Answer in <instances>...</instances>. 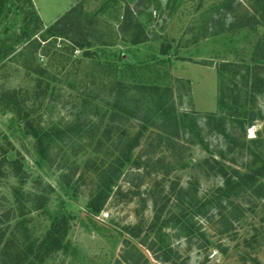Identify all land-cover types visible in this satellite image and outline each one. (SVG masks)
Returning <instances> with one entry per match:
<instances>
[{"label": "rangeland", "instance_id": "1", "mask_svg": "<svg viewBox=\"0 0 264 264\" xmlns=\"http://www.w3.org/2000/svg\"><path fill=\"white\" fill-rule=\"evenodd\" d=\"M66 1L0 0V137L12 145L7 157L19 154L23 159L28 175L24 188L30 189L34 179L49 186L47 204L18 218L17 239L40 238L48 228L49 218L62 209L68 215L66 247L50 264H125L120 257L124 242L135 244L141 251L143 257L138 264H170L138 243L144 234L151 236L153 210L147 192L154 181H162L166 189L171 183L189 192L194 187L196 197L203 199L222 185L210 158L222 163L227 171L235 168L240 172L255 168L264 160V85L254 101L245 103L247 112L252 110L255 114L251 125L246 126L248 119L244 116L248 114L236 112L230 116L224 110L225 126L218 131L209 117L218 112L216 66L222 61L249 62L254 43L264 34V6L259 5L264 0H76L71 6L81 5L89 15L99 12L100 18L111 24L120 19L123 6L128 4L145 27L148 39L129 44L115 38L110 45L85 50L68 49V44L60 39L41 41L33 54L34 65L49 70L56 79L50 81L42 99L35 100L37 76L23 67L25 54L19 52L71 7L65 6ZM54 15L59 16L50 21ZM210 17L215 26L207 32H217L213 35L205 31V21ZM245 18L260 24L252 23L253 28L235 27ZM204 33L208 35L203 36ZM92 61L100 64L96 66ZM92 70L100 75H122L125 81L169 85L177 112L195 120L193 130L186 129V135L181 134L182 152L176 161L168 158L170 166L141 165L140 171L149 175L142 177L138 188L119 177L122 194L112 193L97 214L85 208L88 186L78 180V174L71 175L69 170L59 168L56 160L46 161L37 155L33 137L19 123L16 107L4 95H15L19 108L29 110L43 126L63 124L72 118L76 96L68 82H75ZM261 77L264 80V73ZM176 78L189 82V94L174 81ZM41 81L43 88L45 81ZM222 131L231 136L224 137ZM72 142L79 144L77 139ZM60 148L53 154L69 156L75 150L79 160L85 156L82 149L73 148L70 143ZM76 165L80 166L79 161ZM129 170L134 169L126 166L124 173ZM164 172L168 176L162 177ZM136 182L134 179L132 184ZM14 183L0 179V193L7 199H11L10 185ZM234 204L232 211L231 205L222 202V213L213 209L207 217H195L201 234L195 232L184 238L175 229H166L170 246L177 250L176 264H264V189L259 195L242 193Z\"/></svg>", "mask_w": 264, "mask_h": 264}, {"label": "trees", "instance_id": "2", "mask_svg": "<svg viewBox=\"0 0 264 264\" xmlns=\"http://www.w3.org/2000/svg\"><path fill=\"white\" fill-rule=\"evenodd\" d=\"M259 5L264 6L262 3ZM261 13V24L264 25V10ZM119 17L120 19L111 24L102 20L99 12L89 15L83 11V6L76 4L45 28L39 36L27 42L19 55L25 54L22 59L23 67L37 76V88L33 98L42 99L49 89L50 81L56 79L49 70L34 65L33 54L39 49L41 41L47 43L60 39L68 44V49L85 50L96 45H110L115 38L129 44L148 39L145 27L134 16L128 4L123 6ZM205 23V31L208 33V28L215 26V20L210 17ZM252 23L260 24L257 20ZM252 23L245 18L239 20L235 27L253 28ZM230 28H233V25ZM206 33L203 36L217 32ZM92 63L96 66L100 64L98 61ZM216 73L218 112L209 115L213 118L212 126L218 131L225 126V118L222 115L224 110H227L228 113H225L230 116L236 112L238 115L248 114L244 116L248 119L246 126L251 125L255 114L252 110L247 112L245 103L254 101L255 94L260 92L264 85L261 77L264 73V34L254 43L248 63L222 61L217 64ZM41 80L45 81L43 88ZM174 81L182 84L189 94L187 80L183 83L181 79L176 78ZM68 85L70 89L75 90L76 96L71 95L75 98L71 107L72 118L63 124L48 123L43 126L40 119L34 118L29 110L19 108L20 103L15 100V95H4L5 98H10L13 107H16L19 123L33 137L37 155L46 161L56 160L59 168L69 170L71 175L78 174V180L88 186L85 208L91 214L99 213L112 193L122 194L117 183L119 177L123 176L127 183L138 188L146 174L145 171H140L141 165L159 166L167 163L170 166L172 162H168V158L176 161L182 152V146L179 144L181 134L184 135L186 129L192 131L195 127L192 125L194 118L177 112L174 92L169 85L125 81L122 75H100L93 70L76 78L75 82L71 80ZM5 101L9 103L8 100ZM222 135L231 136L224 131ZM76 139L79 144L72 142ZM65 143H70L73 148L78 146L85 156L79 160V153L75 150L69 154L70 157L67 153L53 154L54 150L62 149L60 147ZM11 149L10 141L1 136L0 179L14 180L15 183L10 185L11 199L0 193V264H50L55 255L66 247L67 212L60 209L53 214L49 218L48 228L40 238L17 239L16 235H20L16 228L20 224L18 218L47 204L49 186L34 179L30 182V189H25L28 175L23 167V159L19 154L13 158L7 157ZM210 159L222 182L211 196L198 199L194 187L189 192L171 183L166 189L165 185L160 183L162 181L158 180L148 189L147 198L151 201L153 210L150 221L152 232L150 238L148 234L138 238V243L162 261L176 264L178 255L177 250L169 244L166 229H175L174 231L184 238L195 235V232L201 234L195 217H207V213L213 209L222 213V202L231 205V211L234 210V200L242 193L263 194L264 160L257 167L240 172L235 168L227 171L218 160ZM77 161L80 166L76 165ZM126 166H132L134 170L124 173ZM78 169L81 171L77 172ZM161 175L165 177L168 173ZM134 179L137 182L132 184ZM124 243L120 255L122 261L125 264H138L143 257L141 251L135 244ZM117 262L121 264L120 261Z\"/></svg>", "mask_w": 264, "mask_h": 264}, {"label": "crops", "instance_id": "3", "mask_svg": "<svg viewBox=\"0 0 264 264\" xmlns=\"http://www.w3.org/2000/svg\"><path fill=\"white\" fill-rule=\"evenodd\" d=\"M75 1H76V0H67L66 3H65V6L69 7V6H71ZM34 6H36V4H35ZM57 16H59V15H54V17H52V19H51L50 21H52V20H54L55 18H57Z\"/></svg>", "mask_w": 264, "mask_h": 264}]
</instances>
